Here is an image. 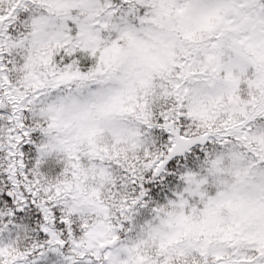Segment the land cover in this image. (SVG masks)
<instances>
[{
  "label": "snow or ice",
  "instance_id": "snow-or-ice-1",
  "mask_svg": "<svg viewBox=\"0 0 264 264\" xmlns=\"http://www.w3.org/2000/svg\"><path fill=\"white\" fill-rule=\"evenodd\" d=\"M19 212L45 238L0 264H264V0H0V232Z\"/></svg>",
  "mask_w": 264,
  "mask_h": 264
},
{
  "label": "trees",
  "instance_id": "trees-1",
  "mask_svg": "<svg viewBox=\"0 0 264 264\" xmlns=\"http://www.w3.org/2000/svg\"><path fill=\"white\" fill-rule=\"evenodd\" d=\"M159 131V130H157ZM34 145L32 148L34 149ZM29 158L34 157L35 153L30 152ZM63 164L60 160H53L52 162L44 163L41 166V171L50 178H55ZM174 181L167 175H165L164 180L156 179L148 183L149 195L153 201L164 202L166 195L170 196V189L174 188ZM8 218L6 217L5 220ZM12 224L8 225V229L0 232V243H12L21 248L30 246L33 242H38L45 238V234L40 233L38 230L39 221L36 219L34 214L30 212H19L16 216L12 217ZM16 224H27L30 231L25 232L23 230H18L15 228ZM60 258L52 253L47 254L37 261V264H59Z\"/></svg>",
  "mask_w": 264,
  "mask_h": 264
},
{
  "label": "rangeland",
  "instance_id": "rangeland-1",
  "mask_svg": "<svg viewBox=\"0 0 264 264\" xmlns=\"http://www.w3.org/2000/svg\"><path fill=\"white\" fill-rule=\"evenodd\" d=\"M53 160H59V157L57 155H53L51 157H49L45 163H48V162H52ZM61 259V258H60Z\"/></svg>",
  "mask_w": 264,
  "mask_h": 264
}]
</instances>
